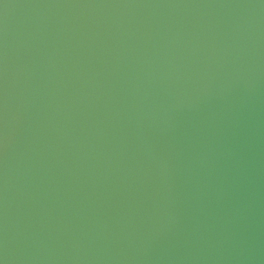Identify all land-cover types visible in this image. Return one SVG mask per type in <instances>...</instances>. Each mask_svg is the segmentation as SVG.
Returning <instances> with one entry per match:
<instances>
[{
  "label": "water",
  "instance_id": "95a60500",
  "mask_svg": "<svg viewBox=\"0 0 264 264\" xmlns=\"http://www.w3.org/2000/svg\"><path fill=\"white\" fill-rule=\"evenodd\" d=\"M0 264H264V0H0Z\"/></svg>",
  "mask_w": 264,
  "mask_h": 264
}]
</instances>
